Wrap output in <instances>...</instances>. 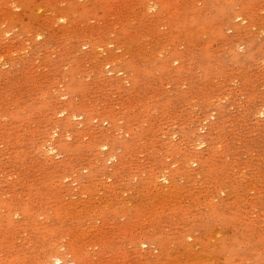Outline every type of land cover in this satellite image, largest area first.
Segmentation results:
<instances>
[{"label": "rangeland", "instance_id": "1", "mask_svg": "<svg viewBox=\"0 0 264 264\" xmlns=\"http://www.w3.org/2000/svg\"><path fill=\"white\" fill-rule=\"evenodd\" d=\"M0 264H264V0H0Z\"/></svg>", "mask_w": 264, "mask_h": 264}, {"label": "bare ground", "instance_id": "2", "mask_svg": "<svg viewBox=\"0 0 264 264\" xmlns=\"http://www.w3.org/2000/svg\"><path fill=\"white\" fill-rule=\"evenodd\" d=\"M199 145H201V143H200V144H198V146H199ZM198 146H196V147H198ZM56 261H57V260H56ZM58 263H59V262H58Z\"/></svg>", "mask_w": 264, "mask_h": 264}]
</instances>
